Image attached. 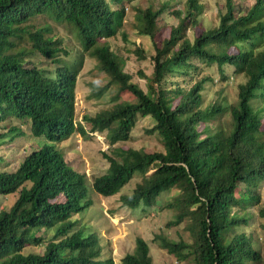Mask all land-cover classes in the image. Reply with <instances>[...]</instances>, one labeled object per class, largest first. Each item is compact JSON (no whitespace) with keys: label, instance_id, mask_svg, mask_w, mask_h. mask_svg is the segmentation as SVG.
I'll use <instances>...</instances> for the list:
<instances>
[{"label":"trees","instance_id":"trees-1","mask_svg":"<svg viewBox=\"0 0 264 264\" xmlns=\"http://www.w3.org/2000/svg\"><path fill=\"white\" fill-rule=\"evenodd\" d=\"M121 1L0 0V123L7 116L24 121L12 125L8 117L11 124H0V151L7 146L2 145L5 138L13 141L24 131L49 141L73 131V84L80 60L70 68L64 58L68 41H78L105 78L95 94L111 85L112 101L123 91L131 98L87 117L92 130L105 131L111 147L102 154L108 167L92 181L94 191L113 194L136 175L131 191L120 195L123 206L135 209L152 206L157 196L174 188L163 204L174 211L173 219L164 225L183 222L189 240L153 234L167 254L192 264H264V239L262 248H255L245 227L264 183V0H253L241 13L234 12L232 0H223L217 24L208 28L198 20L203 3L185 0L182 10L169 11L177 21L159 41L154 40L156 20L175 0L136 9L128 26L152 42L147 54L137 44L131 48L152 64L148 75L140 73L144 90L131 81L123 58L106 42L121 29L115 26L121 15L124 20ZM70 30L74 40L68 38ZM119 33L125 39L126 32ZM34 57L49 61L51 68L41 69ZM212 64L219 81L227 79L224 67L244 78L227 106L224 97L202 105L210 75H199L187 87L175 80L194 77ZM256 97L258 107L252 103ZM138 117L150 119L144 131L155 136L160 150L114 146L128 140ZM61 156L53 143L32 149L10 171L0 169V195L16 193L10 205L0 208V264H113L98 231H89L88 220L76 217L90 199L83 174L75 173L71 183ZM256 214L264 221V203ZM133 242L119 264H153L147 242L138 235ZM39 244L42 251L32 250Z\"/></svg>","mask_w":264,"mask_h":264},{"label":"rangeland","instance_id":"rangeland-1","mask_svg":"<svg viewBox=\"0 0 264 264\" xmlns=\"http://www.w3.org/2000/svg\"><path fill=\"white\" fill-rule=\"evenodd\" d=\"M126 1V0H122ZM163 1V0H158ZM185 0L168 1L169 7L166 8L156 20L158 30L154 36L155 41L167 37L169 25L176 23L174 15L169 13L172 10H182V4ZM203 3L202 13L199 15V23L203 28L213 27L217 24L218 9L222 8L223 0H199ZM235 13H241L253 3V0H232ZM115 8L116 5H110ZM157 0H130L123 2L122 7L124 10L120 19L115 20V26L120 25L123 32H126L125 39L120 37V31L112 36L106 38V42L109 47L124 60L123 70L131 76V81L138 84L141 89H145V79L140 75H148L151 72L152 64L148 60L147 56L144 58H138L131 51L134 44H137L145 54L152 52V42L149 37L140 35L133 28L128 26V22L131 20V15L136 9H144L146 7H156ZM68 38L74 40L77 36L73 31L67 32ZM190 36L189 31L187 32ZM68 49V58H64V62L68 67H75L76 62L81 60L80 69H76L78 72L75 83V99H74V115L76 119H79L81 115H92L103 109L110 108L118 100H130L129 93L123 91L117 94V99L112 101V96L115 93V87L107 85L101 91L100 95H96L95 92L99 87L105 83L103 73L95 67V59L91 56V53L82 51L81 45L78 41H72L65 45ZM233 48L229 50L232 51ZM34 61L41 69H50L51 63L49 61L40 59V57H34ZM199 66V61H195ZM227 79L219 81L217 69L212 64L209 68L202 67L199 73L197 72L194 77L189 76H177L176 81L181 86L187 87L194 81L199 75L206 73L212 77V84L208 83L203 92L202 105L206 102L221 97H224L222 105H228L235 100L236 84L243 81V76L233 75L230 73L229 67H224ZM198 71V69H197ZM252 103L254 106H260V99L256 97ZM8 117L11 118L12 125L18 124L16 118L7 116L0 124L6 125ZM223 119L227 118V114L222 116ZM28 123V121H26ZM11 124V123H10ZM151 124L150 119L146 117H138L127 141L117 142L114 146L120 148H144L160 150V143L157 141L154 135L147 134L144 128H148ZM262 128H264V117L262 119ZM28 132V130H27ZM103 133H92L87 136H80L74 132L67 140L61 141L58 147L63 151L64 157L70 165H72L79 172L86 175L87 180H91V177L98 175L105 171L106 161L101 156V151L109 152L110 147H107L103 138ZM43 137H34L24 131L23 134L16 136L12 140L8 141L5 138L2 145L5 148L0 153V169L4 171H10L17 167L22 157L27 154L31 149L30 145L39 146L42 143ZM9 145H8V144ZM11 143V144H10ZM11 154H13L11 156ZM16 156V163L12 164ZM151 170H148L150 172ZM147 172V173H148ZM135 175L129 180L118 193L112 196H101L92 191L90 181L86 183L87 195L93 202L82 212L78 213L76 217L82 221L88 220L85 225L89 231H95L96 229L100 238L101 246H105V252L109 250L113 264H119L120 257L127 250H131L133 247V239L135 236H141L148 244L149 254L153 264H192L189 259L176 260L175 257L166 253V251L160 248L155 241L152 240V235L155 233H164L167 237L173 241L178 239L187 241L189 240L188 232L184 229V223L181 222L177 225L166 227L164 224L167 220L173 219V210L165 208L163 205L174 195V188L162 192L155 198L152 206H142L135 209H128L120 206L118 201L119 194L129 193L134 183L137 181ZM16 197V193L0 195V208L10 205ZM264 203V183L261 188V199L259 203L251 210L254 211V215L248 221L246 229H248L253 236V246L255 248L261 247L264 239V221L256 214V209ZM87 210V211H86ZM91 218H94L91 222ZM96 232V231H95ZM46 240V238H44ZM43 244L32 247V250L42 251Z\"/></svg>","mask_w":264,"mask_h":264},{"label":"clouds","instance_id":"clouds-1","mask_svg":"<svg viewBox=\"0 0 264 264\" xmlns=\"http://www.w3.org/2000/svg\"><path fill=\"white\" fill-rule=\"evenodd\" d=\"M123 2H127V1H121L119 4H118V6L119 5H121V3L123 4ZM83 51V50H82ZM86 52H89V51H86ZM80 67H81V60H80V64H79V66L77 67L78 69H80ZM78 72L79 71H77V74H78ZM76 77H77V75H76ZM75 83H76V79H75V82H74V84H73V104H72V118H71V123H72V126H73V131L70 133V134H68L66 137H64L62 140H60V141H49V140H47L46 138H45V136L44 135H41V137H43V140H42V143L39 145V146H35V145H30V149L32 150H34L35 148H40L41 146H45V145H50V144H55L56 145V147L57 148H59L58 147V144H59V142H61V141H65V140H67L74 132H76V133H78L80 136H87V135H90V134H92V133H97V134H100V133H104V132H98V131H95V130H92L91 129V126H90V121L87 119V117H92V116H94L96 113H94V114H92V115H86V114H83V115H81L80 116V118L79 119H76L75 118V115H74V99H75ZM99 112V111H98ZM16 122L18 123V125H22L23 123H24V121H20V120H18V119H16ZM29 134V133H28ZM103 136V135H102ZM40 137V136H39ZM103 138H104V136H103ZM104 140H105V138H104ZM105 144H106V141H105ZM106 146L107 147H109L107 144H106ZM111 148V147H110ZM60 149V148H59ZM30 150V151H31ZM61 150V149H60ZM110 150V149H109ZM61 153H62V156H61V158H62V161H64L66 164H67V166L70 168L69 170L71 171V173H68V177H69V179L71 180V183H73V181H74V178H75V173H81V174H83V177H84V182H85V188H86V183L88 182V181H90V186H91V189H92V191H94V189L92 188V181L96 178V177H98V176H100V175H102V174H104V173H106V171H107V167H108V164H107V160L105 159V157L102 155L103 153H106V152H104V151H101V156H102V158L103 159H105V161H106V168H105V171L104 172H102V173H100V174H98V175H95V176H93V177H91V180H87V177H86V175L84 174V173H82V172H79L77 169H75L72 165H70L69 163H68V161L66 160V158L64 157V154H63V151L61 150ZM106 154H108V153H106ZM26 155V154H25ZM151 170V169H150ZM152 171V170H151ZM150 171V172H151ZM148 172V171H147ZM150 172H148V173H150ZM147 173V174H148ZM131 180V179H130ZM127 183V182H126ZM125 183V184H126ZM124 184V185H125ZM124 185H122L121 187H119V189L115 192V193H113V194H110V195H102V194H100V193H98V192H96V191H94L95 193H97V194H99V195H101V196H105V197H108V196H112V195H114V194H116V193H118L119 192V190L124 186ZM131 191V190H130ZM86 194H87V188H86ZM128 193H124V194H119V196H118V201H119V205L120 206H123L122 204H121V199H120V195H127ZM87 197H88V195H87ZM89 198V197H88ZM90 199V198H89ZM93 202V199L91 198L90 199V204ZM88 207V206H87ZM86 207V208H87ZM123 207H125V206H123ZM127 208V207H126ZM139 208V207H138ZM128 209H133V208H128ZM87 211V210H86Z\"/></svg>","mask_w":264,"mask_h":264}]
</instances>
